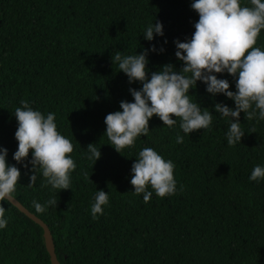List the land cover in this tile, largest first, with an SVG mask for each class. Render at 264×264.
I'll use <instances>...</instances> for the list:
<instances>
[{
    "label": "trees",
    "instance_id": "1",
    "mask_svg": "<svg viewBox=\"0 0 264 264\" xmlns=\"http://www.w3.org/2000/svg\"><path fill=\"white\" fill-rule=\"evenodd\" d=\"M191 3L0 0V147L21 172L14 198L49 227L60 264H264V180H249L252 169L264 165V121L245 120L241 113L245 135L229 147V123L213 106L234 108V102L211 96L197 82L191 99L214 115L210 130L184 136L178 123L168 128L154 116L148 136L121 153L104 136L105 116L119 111L121 101L133 102L129 89L141 87L128 83L112 56L149 48L144 30L159 21L164 35L152 43L164 51L150 53L147 67L156 72L172 64L179 70L183 65L173 42H185L195 30L198 14ZM257 45L264 47V30ZM217 78L227 79L235 91L231 76ZM21 101L44 115L55 113L57 130L72 142L76 168L69 190L41 186L39 173L36 184L28 186L31 165L12 159L17 150L13 114ZM177 133L184 143L175 142ZM90 144L101 151L94 165L87 158ZM145 147L175 164L174 195L153 194L145 203L143 194L132 193L131 166ZM99 190L108 193L109 205L93 220L90 207ZM50 198L56 207L37 213L32 201ZM3 207L9 223L0 230V264H51L43 229L11 203Z\"/></svg>",
    "mask_w": 264,
    "mask_h": 264
},
{
    "label": "clouds",
    "instance_id": "2",
    "mask_svg": "<svg viewBox=\"0 0 264 264\" xmlns=\"http://www.w3.org/2000/svg\"><path fill=\"white\" fill-rule=\"evenodd\" d=\"M191 9L198 14L191 38L173 42L175 57L183 65L179 70L172 64L163 65L156 72L147 67L150 53L164 51L152 43L154 36L164 35L159 21L148 24L144 30L143 38L150 43L149 48L131 55L116 51L112 56V62L126 75L128 83L141 85L139 90L129 89L133 102L121 101L119 111L105 116L104 136L117 153L133 147L138 138L147 137L149 121L154 116L168 128L178 123L184 136L201 129L210 130L214 115L191 99L190 90L196 89L197 82L204 84L211 96L223 95L234 102V108L223 103L213 106L215 113L229 123L225 134L229 147L240 144L245 135L239 119L241 113L245 120L264 121V47L257 45L264 30V0H246V3L245 0H192ZM217 74L231 76L235 91L230 90L227 79H218ZM13 115L17 121L14 133L17 150L12 159L25 168L31 165L28 186L36 184L39 173L44 179L41 186L69 190L71 173L76 168L71 155L73 144L57 130L55 113L44 115L21 101ZM184 136L177 133L175 142L184 143ZM86 152L93 165L101 158L95 144L88 145ZM7 156V149L0 147V202L9 204L13 202L21 172L8 163ZM174 169L172 160H165L151 147L142 148L131 166L132 193L143 194L145 203L153 194L160 198L174 195L177 191ZM249 180L257 183L264 180V165H256ZM3 203H0V230L9 223ZM56 205L55 198L43 204L32 201L37 213ZM108 205V193L96 191L90 207L92 219L103 215Z\"/></svg>",
    "mask_w": 264,
    "mask_h": 264
},
{
    "label": "water",
    "instance_id": "3",
    "mask_svg": "<svg viewBox=\"0 0 264 264\" xmlns=\"http://www.w3.org/2000/svg\"><path fill=\"white\" fill-rule=\"evenodd\" d=\"M15 208H17L21 213L27 216L30 220H32L35 224L40 226L43 229V239L45 243L46 250L50 256L51 264H60L57 259L55 252V243L52 236V233L49 227L36 215L28 211L17 199L13 197V202L11 203Z\"/></svg>",
    "mask_w": 264,
    "mask_h": 264
}]
</instances>
